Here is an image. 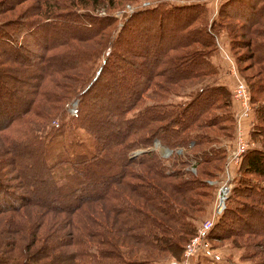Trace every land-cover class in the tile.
<instances>
[{
    "label": "trees",
    "instance_id": "trees-1",
    "mask_svg": "<svg viewBox=\"0 0 264 264\" xmlns=\"http://www.w3.org/2000/svg\"><path fill=\"white\" fill-rule=\"evenodd\" d=\"M36 1L43 5L40 9L45 17L24 20L15 26L0 25V49L12 60L25 61L24 40H18L12 32L23 34L24 39H33L39 33L43 53L37 58L39 63L43 59L46 63L38 64L39 71L33 75L42 80L50 71L45 69L47 65L56 71L58 64L57 69H61L64 64L65 68L75 67L76 60L79 65L89 62L73 42L99 36L114 18L78 9L87 5L113 7L111 2L117 0ZM260 2L223 0L217 17H212L209 24L203 19L205 5L196 2H160L137 8L109 37L107 55L81 89L76 114L69 124L48 127L47 121L55 115L48 109L54 106L35 101L38 92L25 98L19 110L0 117V130L13 131L5 140L18 172L14 187L19 177V185L28 192L38 187L48 193L54 191L65 200L72 195V199L57 203L55 209L75 210L85 202L95 204L102 213H111V223L107 227L103 223L106 229L100 232L94 229L93 225L100 226L92 217L90 223L73 225L74 264H163L160 255L179 256L209 198L207 180L226 157V146L218 142L222 138L232 141L236 109L229 88L215 81L204 83L183 100L166 98L142 104V99L152 94L161 97L171 85L187 79L214 76L218 67L211 60L215 51L213 36L227 28L231 47L248 49L241 57L235 54L236 60H251L247 64L256 66L253 77L244 78L254 118L252 126L250 123L246 128V137L253 145H248L241 155L237 181L208 236H212L213 229H220L221 237L241 236L245 244L252 246L260 232L264 237V29L254 27L264 19V5ZM223 16L235 23L227 24ZM238 34L245 39L240 41ZM62 44L68 48L65 55L47 56L51 48ZM128 54L145 59L134 61ZM122 61L134 69L129 81L124 78ZM238 70L243 67L238 66ZM2 74L0 68V77ZM65 87L71 90L73 85ZM14 93L0 81V101L14 100ZM51 93L53 96L47 100L56 104L62 96ZM105 110L107 114H103ZM46 127L49 129L42 139ZM74 127H82L91 135V146L80 140ZM153 139L172 150H183L170 154L168 166L149 147ZM133 148L145 149L130 155ZM191 160L202 166L203 176L185 177L183 167ZM61 163L70 164L72 171L64 183L58 184L52 170ZM8 184L0 178V212L19 204L13 198L18 192L7 189ZM21 199L23 204L31 203L26 197ZM240 211L248 212L252 227ZM141 249L144 255L137 254Z\"/></svg>",
    "mask_w": 264,
    "mask_h": 264
},
{
    "label": "rangeland",
    "instance_id": "rangeland-1",
    "mask_svg": "<svg viewBox=\"0 0 264 264\" xmlns=\"http://www.w3.org/2000/svg\"><path fill=\"white\" fill-rule=\"evenodd\" d=\"M0 25L5 26H15L18 23L24 22V20H33L43 17L42 6L37 4L36 0H0ZM19 3H15V2ZM223 0H117L114 3L111 2L113 7H108L107 5H87L81 6V9H78L80 12L86 11L91 14L114 17L110 24L104 26L102 33L99 36H94L92 39L86 41H75L74 46L79 47L84 51L83 58L90 60L89 62H85L86 64L79 65V61H75V67H66L65 64L63 68L57 69L60 64L56 65V71H53L52 68L47 65L46 70H50L45 76L44 79L34 77L33 72L39 71L37 70V66L40 63H46V60H40L38 62L37 55L39 53H43L41 43L42 38L38 33L34 35V38L27 37L24 39L23 34L17 35L16 31L12 32V35L17 36L18 40L23 42L24 47L26 48L25 52L27 53V60L25 61H16L10 59L9 55L6 54L4 50L0 49V68L2 69L3 74L0 77V81L2 86L6 85L9 88H13L14 100L0 101V117L3 116L6 118L9 114L15 112L17 109L21 107V104L25 98H32L30 95L38 92L39 94L34 95L35 101H40L42 103L52 104L54 107H50L48 109L51 112V115L55 113L50 120L47 121L48 127L50 126H58L62 125L65 127L66 124H69L73 116L76 114V110L71 111L72 107L77 108L79 103V93L81 89L87 84L86 82L91 78L93 74V70L96 66L100 64V59L107 55L108 52V40L109 37L115 35L116 31L120 27L122 21L126 17V15L137 8L150 7L160 2L164 3H182V2H196L201 5H205L206 12L203 14V19L206 24H209L212 17H217V9L218 5H221ZM260 5H264V0L260 2ZM54 7V6H52ZM77 7V6H75ZM45 17V16H44ZM43 19V18H42ZM224 21H228L231 26L235 23L234 20H228L225 16L222 17ZM45 20V19H43ZM222 20V21H223ZM259 29H264V19H262L256 26ZM228 29V28H227ZM222 29L223 31H216L213 36L215 51L220 58L222 55L225 56V65L220 70L217 68V72L214 76H202L193 79H187L183 82H180L179 85H171L170 89L164 92L163 96L159 97L157 95L145 96L142 99L143 103H149L152 100H163L166 99L169 101H177L187 99L189 95L204 83L215 81L218 83H223L226 85L231 91L232 96V88L233 81L228 77L229 70L236 73L243 82L246 84V80L244 79L246 75L248 77H253V73H255L256 66L253 64H247L248 61L251 60H236L235 54L239 57L245 54L248 51L243 46H234L231 47L229 42L228 30ZM14 30V29H13ZM221 30V29H220ZM48 31H46L47 33ZM49 33V32H48ZM227 33V34H226ZM45 35V34H44ZM13 36V37H14ZM54 36L50 33V37ZM221 36V39H220ZM39 37V39H37ZM234 37V36H232ZM217 38V39H216ZM240 41L245 38L242 35L237 36ZM3 41H7L3 39ZM67 47L65 44L58 45L54 48H51L47 52L51 55V53H59V55H65L67 51ZM46 51V50H45ZM215 51H213L215 53ZM62 53V54H60ZM212 53V54H214ZM72 53H69L71 55ZM46 56V57H47ZM129 57H133L134 61H142L145 59L139 56H133L128 54ZM129 60V59H128ZM147 61H150L146 58ZM130 61V60H129ZM145 61V60H144ZM123 65L124 78L129 81V78L133 74L134 69L132 67H128V64L123 61L120 62ZM128 63V62H127ZM147 63V62H146ZM46 65V64H45ZM130 66V65H129ZM226 66V67H225ZM238 66L243 67V70L239 71ZM218 67V66H217ZM229 68V70H228ZM123 73V70H121ZM28 74V75H27ZM131 74V75H130ZM227 75V77H225ZM244 76V77H243ZM213 77V78H212ZM26 82V83H25ZM130 83V82H129ZM65 84L73 85V88L66 89ZM229 84V85H228ZM247 85V84H246ZM37 87L39 89H37ZM70 88V87H69ZM37 89V90H36ZM47 89V90H44ZM30 91H33L30 92ZM60 93L62 98L59 99L56 104L50 103L47 100V97H52L53 93ZM150 91V90H149ZM27 92V93H25ZM28 96H26L27 94ZM147 92V91H146ZM57 95V94H55ZM57 96L56 99H58ZM101 98V97H96ZM47 100V102L45 101ZM102 99V98H101ZM103 101H106L103 99ZM234 101V100H233ZM249 103V97H248ZM108 104V103H107ZM141 105V104H140ZM237 103L234 101V107H236ZM250 105V104H249ZM105 107V105H103ZM111 111V110H110ZM251 105L249 110V120L252 124L254 123L253 112L251 114ZM103 114H107L106 110L103 111ZM4 119V118H3ZM1 122V121H0ZM249 123V124H250ZM46 127L42 131V139H44L46 135V130L49 129ZM74 132L79 136L80 140H82L87 146L92 145L93 138L91 135L82 127H74L72 128ZM11 129L0 130V178L8 184L7 189H12L13 191H17L18 195L13 197L17 199L14 208L4 210L0 212V264H74V252L73 249L76 248L74 242L72 240V236L75 235V231H72L73 225L80 224L83 221H87L88 223L90 217L95 219L98 222L99 226L93 225L95 230L98 232L106 229V224H110L108 216L111 217V213H107V211L103 210V213L98 210L97 206H93L95 204L84 203L82 206L78 204V208L69 211H63L62 208L55 209L58 207V204H62V202H66L69 199H72V195L67 196L68 198L65 200L56 194V192L52 191V193L44 192L40 190V188H36L34 191H27L24 187L20 186L19 177L17 186L14 187V177L17 180L18 172L13 164V152L8 148V143L5 140V136L12 135ZM234 136V132H233ZM59 136H57L58 138ZM110 139V138H108ZM155 139H153L154 141ZM221 141L218 142V145L224 147L226 146V153L232 146V141L230 142L229 138H222ZM233 140V137H232ZM153 141L149 147L152 146ZM105 145H109L107 142ZM248 145H253L252 142H248ZM147 147V148H149ZM154 151H157L156 148L151 147ZM180 152L183 150V147H179ZM145 148H133L129 151L130 155H134L137 152L144 150ZM158 152V151H157ZM22 153V152H21ZM177 153V152H175ZM17 157V156H16ZM165 164L170 165L169 157H162ZM225 160V159H224ZM192 161V160H191ZM188 162L187 165L183 167L186 176H196L201 175L200 168L201 165L189 166L191 163ZM213 162H210V165ZM238 163L233 164L230 167V180H229V191L228 196L231 194V189L233 185L236 183V179L238 176ZM205 165V164H202ZM224 161L221 164V168L215 171V174L212 176H207L209 179L207 180L210 184L208 191H210L209 198L206 202L204 210L198 216L196 221V229L193 234L196 233L197 228L201 225V223L210 216L212 208L216 199V191L220 181L223 180L224 174ZM72 171V167L70 164L61 163L57 165L53 170L52 174L56 183L61 184L67 180L68 174ZM87 175V174H86ZM214 175V176H213ZM73 182V181H72ZM12 183V184H11ZM12 185V186H11ZM91 192V191H90ZM88 193V191H84V194ZM22 196L28 198L30 204H23ZM227 196V197H228ZM85 197V196H84ZM203 199V198H202ZM20 202H19V201ZM22 204V205H21ZM227 204V199L225 201V207ZM242 217L244 216L247 224L250 227L253 220L250 219L248 212H241ZM106 222V223H105ZM105 226H103L104 224ZM214 225V224H213ZM210 230V229H209ZM208 230L205 241L207 245V250L205 252L198 251L192 257H184L182 255L183 246L188 241V239L193 235L189 236V238L185 241L180 251L179 256L173 257L169 254L160 255V259H162L163 264H264V237L263 232H260L257 236L256 244L249 245L245 244L243 241V237L235 238V236H225L221 237V230H212V236H208L210 233ZM131 243V242H130ZM125 244H129L126 242ZM122 245L123 247H128L127 245ZM137 254L144 255L145 252L143 249L137 251ZM36 259V260H34Z\"/></svg>",
    "mask_w": 264,
    "mask_h": 264
},
{
    "label": "built area",
    "instance_id": "built-area-1",
    "mask_svg": "<svg viewBox=\"0 0 264 264\" xmlns=\"http://www.w3.org/2000/svg\"><path fill=\"white\" fill-rule=\"evenodd\" d=\"M233 78L235 79V81L233 82L232 96H233V100L237 103V110H236L235 122H234V136L232 140V146L227 151L224 160L223 169L225 176L223 180L220 181L217 187L216 199L210 216L201 223V225L197 228L196 233L193 234L183 246L182 255L184 257H192L199 250L202 252L208 251L205 241V236L208 230L212 227L218 216L225 208V201L228 196L227 194L230 185L229 184L230 172H231L230 167L233 164L239 162L242 153L248 147V141L246 137L247 126L245 125V121L249 119V110H250V105L248 103V91L246 84L243 82L241 77H239L236 73H234ZM75 110H76L75 107L71 108V111L74 112ZM151 147H154L156 149L158 148L157 151L159 155L164 158L169 157L173 151L177 153L180 152L179 147H176L172 150L162 145L157 139L153 141ZM194 165L195 163L192 160L189 166H194Z\"/></svg>",
    "mask_w": 264,
    "mask_h": 264
},
{
    "label": "crops",
    "instance_id": "crops-1",
    "mask_svg": "<svg viewBox=\"0 0 264 264\" xmlns=\"http://www.w3.org/2000/svg\"><path fill=\"white\" fill-rule=\"evenodd\" d=\"M217 39V38H216ZM220 39H221V36H220ZM211 60L218 66V68L221 70L222 68H223V66L225 65V57H224V55H222L220 58L218 57V54L216 53V51H215V53L213 54V55H211ZM226 67V66H225ZM228 70H229V68H228ZM229 72L230 73H228L229 75H228V77L231 79V81H233V76H234V73H233V71H230L229 70ZM225 77H227V75L225 76ZM229 85V84H228ZM233 107H234V101H233ZM236 110H237V105H236V107H234ZM249 123H250V120L248 119V120H246L245 121V125L246 126H248L249 125Z\"/></svg>",
    "mask_w": 264,
    "mask_h": 264
}]
</instances>
